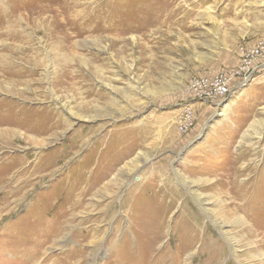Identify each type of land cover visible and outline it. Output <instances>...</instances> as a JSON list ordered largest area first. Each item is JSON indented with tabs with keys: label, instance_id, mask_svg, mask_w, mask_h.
I'll list each match as a JSON object with an SVG mask.
<instances>
[{
	"label": "rangeland",
	"instance_id": "obj_1",
	"mask_svg": "<svg viewBox=\"0 0 264 264\" xmlns=\"http://www.w3.org/2000/svg\"><path fill=\"white\" fill-rule=\"evenodd\" d=\"M259 40L264 0H0V102L51 126L0 140V264H264V60L219 98L187 87ZM88 160L116 184L28 244Z\"/></svg>",
	"mask_w": 264,
	"mask_h": 264
},
{
	"label": "bare ground",
	"instance_id": "obj_2",
	"mask_svg": "<svg viewBox=\"0 0 264 264\" xmlns=\"http://www.w3.org/2000/svg\"><path fill=\"white\" fill-rule=\"evenodd\" d=\"M150 5H148V6H150ZM156 10L158 11L159 8L157 7L155 9H153L152 11L155 13ZM21 109H22V107H20L15 102H12V101L11 102H7V101L4 102L3 100L0 102V129H1L0 130V140L1 141L7 142V144H10L11 139H12V138H10V136H12V135L16 136L17 129H19V128H23L24 130L31 131V132L35 133L36 135L38 134V136L39 135L43 136L51 127V126L49 127L48 122L46 125L44 120H42L41 118H39V120L41 119L43 122L37 121L34 114L29 115L27 111H23ZM79 132H81V130H79ZM74 134L75 135L71 138L72 140L79 137L77 135L81 134V133H78V131H76ZM14 138H16V137H13V139ZM19 138H20V140L24 139L23 137H19ZM34 138H35V136H34ZM81 143H83V142L81 141ZM12 144L13 143H11L10 145H12ZM2 158L4 160L6 159V157H0V159H2ZM2 160L0 161V187H2V183L4 182V180H6L8 177H10L15 172V169H16V166H14V164L11 162L13 160H10L8 162L2 161ZM56 164H57V162H52V163L42 162L41 164L39 163L37 166H35L33 168L32 171L28 172V174L31 175L35 171L41 172V171H46V170L52 169L55 167ZM89 165H90L89 160L83 162L82 166L80 165V167H78L76 170L73 171L72 176L68 177L70 180L68 179L69 181H68L67 185H64V184L59 185L58 187L54 188L55 192L53 189L52 193H49L47 195L42 196L43 199L47 198L48 200H51L50 201L51 202L50 207H47L44 205L42 207L36 206L33 208L34 210L32 209L33 212L30 213L32 218H30L28 221H29V225L34 226L35 229H32L33 230L32 232L30 230V234H29L30 238H28L26 240V241H28V244L32 245V244L44 243V240L42 241V239H49L52 237L56 238V236H58L59 233L61 232V230L63 229L64 224H66L65 223L66 219H64V217L66 215H68L71 211L75 212L80 206H82V203L86 197H88V196H91V197L102 196L103 191H105V189H108L109 186L112 185L111 184L112 182L115 183L116 179L114 181L109 179L106 181V183L101 184L103 179L107 175V172L103 171V170L101 171V170L96 169L97 171H95V173L93 171L94 174H92V173L88 174L89 173L88 172L87 173L88 175L85 177L84 169L88 168ZM90 172H92V170ZM27 182L28 181L24 182L25 183L24 186L28 185ZM79 184H81V185H79ZM242 184L243 183H234V185L237 186L236 190L240 191L241 187H243ZM80 186H81L80 189H75V188H79ZM112 189H113V187H112ZM76 192H78V193L76 194ZM12 193H16V192H12ZM55 195H58V197L54 198ZM134 195H131L130 197H133ZM128 201H129V198H128ZM48 204H49V202H48ZM122 204H123V202H122ZM236 207L238 208V205H236ZM236 207L234 206V208H232V209H236ZM159 230L156 231L157 234L153 233V235H151V237L152 238L160 237L161 234L158 233ZM145 231L143 230V233L141 236H143L145 234ZM89 233L87 232V233L83 234L81 232V237H83L85 239L89 235ZM147 235H150V234H147ZM226 238L227 237H225V239ZM226 240L228 241L229 239H226ZM230 246H231V244H230Z\"/></svg>",
	"mask_w": 264,
	"mask_h": 264
},
{
	"label": "built area",
	"instance_id": "obj_3",
	"mask_svg": "<svg viewBox=\"0 0 264 264\" xmlns=\"http://www.w3.org/2000/svg\"><path fill=\"white\" fill-rule=\"evenodd\" d=\"M241 65L233 72H219L210 76L191 77L188 81V90L193 95L215 99L224 96L230 88L232 78L244 72L245 74L253 69L260 61L264 60V40H259L252 47H240Z\"/></svg>",
	"mask_w": 264,
	"mask_h": 264
}]
</instances>
